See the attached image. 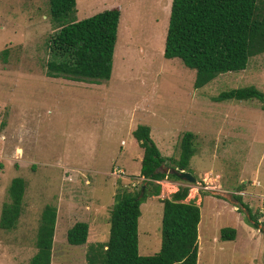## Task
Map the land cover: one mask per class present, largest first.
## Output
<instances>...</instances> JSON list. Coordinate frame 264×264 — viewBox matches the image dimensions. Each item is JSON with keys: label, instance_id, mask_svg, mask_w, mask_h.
Segmentation results:
<instances>
[{"label": "rangeland", "instance_id": "1", "mask_svg": "<svg viewBox=\"0 0 264 264\" xmlns=\"http://www.w3.org/2000/svg\"><path fill=\"white\" fill-rule=\"evenodd\" d=\"M170 2L75 0L77 21L119 10L110 77L91 84L45 76L46 40L57 29L48 0H0V211L11 180L24 182L15 226L0 229V264H28L46 205L56 208L49 264H87L90 248L107 241L114 195L142 185V149L132 136L140 125L167 158L158 169L164 174L182 135L193 134L184 172L195 183L156 182L159 195L139 206L138 254L159 250V200L182 186L184 201L199 208L197 264H262L261 233L246 224L233 196L264 221L263 104L214 98L244 87L264 95V53L196 87L194 70L162 56ZM76 222L88 227L81 246L65 239ZM224 227L235 230L233 240H220Z\"/></svg>", "mask_w": 264, "mask_h": 264}, {"label": "trees", "instance_id": "2", "mask_svg": "<svg viewBox=\"0 0 264 264\" xmlns=\"http://www.w3.org/2000/svg\"><path fill=\"white\" fill-rule=\"evenodd\" d=\"M48 3L50 19L57 29L46 40L45 76L91 84L108 80L119 19L117 7L77 21L75 0ZM262 53L264 0H171L162 56L179 59L183 66L194 70L196 87L207 84L217 74L245 69L249 58ZM252 99L261 102L264 110V95L254 87L221 92L214 101ZM132 136L142 149L139 176L144 184L143 193L140 196V189L136 193L123 189L114 195L107 241L97 245V249L90 248L85 255L87 264H196L199 208L191 200L184 201L188 189L182 186L169 198L159 200V250L149 256H140L137 251L139 206L147 198L159 195L156 182L178 180L173 171L186 169L194 154L193 134L182 135L179 157L168 174L158 170L167 158L160 155L152 142L149 128L137 126ZM23 192V180L12 179L7 189L8 201L1 206L0 229L11 230L15 226ZM233 198L238 203L237 211L245 212L246 224L261 233L264 245V221H258L259 214H254L239 196ZM55 220L56 208L44 206L35 238L37 251L28 264H49ZM87 228L83 222L74 223L66 231V242L71 246L83 245ZM219 235L220 240H233L235 230L224 227ZM261 263L264 264V251Z\"/></svg>", "mask_w": 264, "mask_h": 264}, {"label": "water", "instance_id": "3", "mask_svg": "<svg viewBox=\"0 0 264 264\" xmlns=\"http://www.w3.org/2000/svg\"><path fill=\"white\" fill-rule=\"evenodd\" d=\"M173 173L177 176L180 180H185L189 183H195V178H193L189 173L184 171H173ZM144 185L141 186L139 195L141 196L143 193Z\"/></svg>", "mask_w": 264, "mask_h": 264}, {"label": "crops", "instance_id": "4", "mask_svg": "<svg viewBox=\"0 0 264 264\" xmlns=\"http://www.w3.org/2000/svg\"><path fill=\"white\" fill-rule=\"evenodd\" d=\"M141 156H142V154H141ZM140 160H141V158H140ZM140 160H139V161H140ZM139 168H140V167H139ZM150 198H151V197H150ZM198 223H199V222H198ZM197 225H198V224H197ZM137 228H138V223H137ZM197 237H198V235H197ZM196 262H197V261H196ZM196 264H197V263H196Z\"/></svg>", "mask_w": 264, "mask_h": 264}]
</instances>
